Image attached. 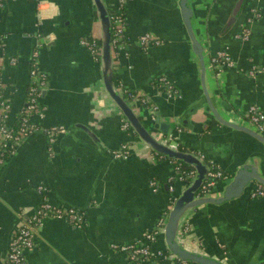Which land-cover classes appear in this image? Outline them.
Returning <instances> with one entry per match:
<instances>
[{"label": "crops", "instance_id": "obj_1", "mask_svg": "<svg viewBox=\"0 0 264 264\" xmlns=\"http://www.w3.org/2000/svg\"><path fill=\"white\" fill-rule=\"evenodd\" d=\"M236 2L191 0L192 26L202 39L207 87L219 114L255 130L248 114L252 105L264 113V0H244L238 12ZM105 3L109 10L118 6V0ZM125 8L127 43L114 58L120 87L155 102L160 122L178 134L181 146L205 154L226 172L228 177L214 187L218 196L245 164L256 166L264 177V143L219 123L208 107L200 61L179 0H126ZM255 8L259 17L252 12ZM249 18L251 34L241 40L237 33ZM144 33L161 42L144 49L138 43ZM37 36L41 46L36 67L45 73L47 88L39 100L43 116L34 113L31 120L63 126L65 132L54 141L41 130L34 132L0 168V263L22 219L45 199L81 212L84 224L47 218L34 248L26 252V264H128L127 253L118 245L137 241L166 251L163 231L153 242L145 233L156 228L186 184L174 160L143 152L139 136L122 128L124 116L112 110L110 101L100 105V61L82 43L101 36L94 0H7L0 9V80L11 105L8 122H15L27 104ZM225 46L236 64L215 70L212 58ZM15 57L14 65L10 60ZM254 67L259 71L251 75ZM159 77L177 89L176 97L154 83ZM130 104L142 113L138 101ZM196 104L200 109L189 114ZM126 142L131 154L114 157L112 152ZM260 185L252 182L241 196L220 204L189 208L183 247L225 264H264V195L251 196ZM155 264L174 260L163 257Z\"/></svg>", "mask_w": 264, "mask_h": 264}, {"label": "built area", "instance_id": "obj_2", "mask_svg": "<svg viewBox=\"0 0 264 264\" xmlns=\"http://www.w3.org/2000/svg\"><path fill=\"white\" fill-rule=\"evenodd\" d=\"M7 0H0V9L4 7ZM126 6V0H118V6L113 12L110 14L111 26H112V54L113 59L116 57L118 51L122 49L127 43L126 38V27H127V17L124 13V8ZM253 14L256 17L260 16V12L258 10L252 9ZM251 19L249 18L246 23H244L241 27V30L237 33V37L241 40H247L251 34L250 24ZM38 39V36L36 37ZM38 39L36 41L37 46L32 54V67L30 70V86L28 88L27 94V104L25 108L20 113L19 126L17 129L9 126L8 119L11 114V105L9 101L4 97L2 92V82L0 80V168L4 164L6 157L12 155L16 147L21 144L28 136L33 134L36 131H43L49 138L50 141H54L58 134L65 132V128L63 126H41L31 120L32 114H38L39 116H43L42 109L40 105V97L44 89L47 87L46 75L44 72L40 71L37 66V60L39 58V50L38 47L41 46V42ZM100 41V42H99ZM161 39L151 33H144L138 39V43L144 49L148 48L153 44H159ZM82 43L87 46L90 53L94 56L97 61H100L101 57V40L97 36H89L82 40ZM18 59L11 58V64H17ZM235 61L230 55L229 46H225L223 49L219 50L215 56L212 58V66L215 70L221 68L222 66L233 67L235 66ZM259 71L258 68L254 67L250 70V74L253 75L255 72ZM260 71H264V68H261ZM158 86L164 87L165 92L169 96L178 95L177 89L167 80L165 77L156 78ZM118 91L125 97H130L134 101H139L143 104H149L150 99L147 96L139 94L138 92H132L129 89L121 88L120 85H116ZM156 109V106H154ZM112 110H116L112 107ZM249 120L250 122L260 131H264V113L260 110V108L256 105H252L249 109ZM121 126L124 130L129 131L132 130V127L129 121L123 117L121 119ZM178 136L174 133H169L164 137L165 143H167L170 147L174 149H183L181 147L180 142L178 141ZM143 149H147V151H151L147 145L143 144ZM114 157L117 158H127L131 154V144L124 143L122 146L112 152ZM198 158L201 160H205V155L202 153H195ZM157 157V154H156ZM208 172L204 183L200 188V194H212L214 187L218 180L225 179L228 177L226 172H224L221 168L218 167L217 164L209 161ZM176 169L179 170L180 179L190 180V185L193 179L196 176L195 168L190 170H183L179 165H176ZM153 184L156 185L157 182L153 181ZM186 185V186H188ZM264 195V186L260 185L254 191L251 192L252 197L263 196ZM174 201V200H173ZM61 217L67 219L69 222L75 225H83L84 224V216L81 212H78L75 209L68 208L64 209L56 204L51 203L47 199H45L40 206H38L34 211L24 217L22 222L17 227L11 241L9 243V248L7 252L6 258L0 264H26V252L28 250H32L35 246V237L39 231V228L43 225L45 220L49 217ZM168 213L163 216L156 228L153 231L145 233V238L149 242H153L156 238V235L160 232H164L165 224L167 221ZM189 231L188 225L184 224L181 227L179 232V241L182 242L183 236L186 232ZM122 251L127 253L129 258L128 264H139L140 263H151L155 264L157 262V258L162 257L164 255V251L161 250H153L149 245L142 243L141 241L127 243L118 245ZM167 251V250H166ZM168 252V251H167ZM174 260V256H172L168 252V256ZM139 260V261H138ZM132 261H135L132 263ZM179 264H196L194 262H189L186 260H179Z\"/></svg>", "mask_w": 264, "mask_h": 264}, {"label": "water", "instance_id": "obj_3", "mask_svg": "<svg viewBox=\"0 0 264 264\" xmlns=\"http://www.w3.org/2000/svg\"><path fill=\"white\" fill-rule=\"evenodd\" d=\"M190 1L191 0H179V5L188 36L200 61L205 98L213 117L219 123L227 127L242 130L264 143V131H260L256 127L255 130H253L246 126L238 125L229 120H225L219 114L217 104L207 87V71L203 57L204 47L202 44V39L195 34L192 26L193 8L190 5ZM243 2L244 0H237L235 9L236 12H238L237 10L243 7ZM94 4L99 13L101 25L100 65L103 75L104 90L101 92L103 97L99 102L100 105L103 107L107 106L106 99L110 101L112 104L111 106L120 111L129 121L132 129L142 141V145H147L151 151L159 154L162 157H166L171 160L183 161L196 170V176L192 183L186 186L184 190H182L173 199L174 201L172 202V206L168 212L167 221L164 228L165 242L167 246L166 250L177 260H186L196 264H225L221 260L197 252L189 251L183 247V239L182 242L179 241V232L185 221L186 212L189 208L201 204H220L239 197L245 192L246 188L252 182H258L264 186V177L259 174L258 168L256 166L245 164L236 172L232 180L225 186L221 195L218 196L215 190H213L212 194H200V188L204 183L208 172V158L206 159L205 156V160H201L197 157L195 152L189 151L183 146H181L183 149H174L170 147L163 140L164 137L170 133V130L167 129V124L160 122L161 112L157 104L151 100L148 105L138 101L142 112L140 114V112L138 113L135 108L126 100V98L118 91L114 80L115 64L112 54V26L110 11L105 3V0H94ZM155 79L154 83L158 86ZM158 87L161 89V91L165 92L164 87ZM165 93L167 94V92ZM43 94H45V89L43 90ZM154 106H156V109H154ZM200 107L201 106H199V104H196L195 106L189 108L188 113L191 114L196 112L200 109ZM171 133H174L178 136V134L173 131H171ZM146 151L147 149H143V152Z\"/></svg>", "mask_w": 264, "mask_h": 264}, {"label": "trees", "instance_id": "obj_4", "mask_svg": "<svg viewBox=\"0 0 264 264\" xmlns=\"http://www.w3.org/2000/svg\"><path fill=\"white\" fill-rule=\"evenodd\" d=\"M110 11V14L113 12V10H109ZM124 13H125V16H126V8H124ZM100 42V41H99ZM114 80H115V84L116 85H118V80L116 79V76H114ZM132 92H134V91H132ZM125 98H126V100L130 103V101H132V99L130 98V97H127L126 95H125ZM25 108V107H24ZM23 108V109H24ZM21 112V111H20ZM20 114V113H19ZM17 115V119L15 120V122H13V123H10V122H8V124H9V126H11V127H13V128H15V129H17L18 128V126H19V119H20V115ZM158 155V157L160 156L159 154H157ZM174 162H175V164L176 165H179L183 170L185 169V170H190V169H192V167L190 166V165H188V164H186L185 162H183V161H179V160H174ZM183 181H185V184L186 185H188L189 183H190V180H188V179H185V180H183ZM165 256H168V252L167 251H164V255L162 256V257H159V258H157V260H159L160 258H163V257H165ZM139 261V260H138ZM133 262H135V261H132V263ZM175 263L176 264H179L180 263V261L179 260H175ZM139 264H144V263H140V261H139ZM147 264H151V263H147ZM154 264V263H153Z\"/></svg>", "mask_w": 264, "mask_h": 264}, {"label": "rangeland", "instance_id": "obj_5", "mask_svg": "<svg viewBox=\"0 0 264 264\" xmlns=\"http://www.w3.org/2000/svg\"><path fill=\"white\" fill-rule=\"evenodd\" d=\"M203 154V153H202ZM205 155V154H204Z\"/></svg>", "mask_w": 264, "mask_h": 264}]
</instances>
